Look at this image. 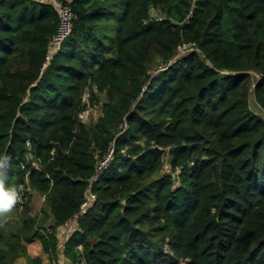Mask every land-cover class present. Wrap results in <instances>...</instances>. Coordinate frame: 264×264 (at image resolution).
<instances>
[{
	"label": "trees",
	"instance_id": "obj_1",
	"mask_svg": "<svg viewBox=\"0 0 264 264\" xmlns=\"http://www.w3.org/2000/svg\"><path fill=\"white\" fill-rule=\"evenodd\" d=\"M61 1L44 65L56 10L0 0V154L25 189L0 264H41L32 239L55 257L74 214L68 264H264V0Z\"/></svg>",
	"mask_w": 264,
	"mask_h": 264
},
{
	"label": "built area",
	"instance_id": "obj_2",
	"mask_svg": "<svg viewBox=\"0 0 264 264\" xmlns=\"http://www.w3.org/2000/svg\"><path fill=\"white\" fill-rule=\"evenodd\" d=\"M37 1H44L49 3L55 10L58 15V21L55 27V30L53 34L51 35L50 41H49V47L48 51L46 54V60L43 63L44 65L47 63V61L55 54L57 50H59L61 43L63 40L68 36V34L71 31V24H72V19L74 18V13L69 5V2H64L61 0H37ZM151 16L154 18L158 19L160 18V15L153 9H151L150 12ZM185 47H179L178 49L182 51ZM110 152L102 159L99 161L97 165V171L96 174L103 169L109 159ZM20 191H24L25 189L20 186L19 187ZM94 196L90 193V191H87V197L85 200H83L81 204V212L88 206L91 200H93ZM22 201L18 203L19 206H21ZM77 215L74 214L69 221L66 223V232L64 234L63 242L67 239L68 235L74 230L78 229L77 225ZM63 249V248H62ZM55 264H67L66 260L64 259L63 256H59L55 262Z\"/></svg>",
	"mask_w": 264,
	"mask_h": 264
},
{
	"label": "clouds",
	"instance_id": "obj_3",
	"mask_svg": "<svg viewBox=\"0 0 264 264\" xmlns=\"http://www.w3.org/2000/svg\"><path fill=\"white\" fill-rule=\"evenodd\" d=\"M12 157L0 154V227H4L12 217L17 204L21 201L20 189L9 183L8 171L11 168Z\"/></svg>",
	"mask_w": 264,
	"mask_h": 264
},
{
	"label": "crops",
	"instance_id": "obj_4",
	"mask_svg": "<svg viewBox=\"0 0 264 264\" xmlns=\"http://www.w3.org/2000/svg\"><path fill=\"white\" fill-rule=\"evenodd\" d=\"M66 230V224L62 226L58 233L57 238V247H56V256L50 257V255L47 252H44L42 243L39 239H32L29 242L26 243V253L30 257H39L41 260V264H55L57 258L61 255L66 260V263L68 264V260L65 258V256L62 253L63 248V238ZM15 264H25L24 258L20 257L15 261Z\"/></svg>",
	"mask_w": 264,
	"mask_h": 264
},
{
	"label": "rangeland",
	"instance_id": "obj_5",
	"mask_svg": "<svg viewBox=\"0 0 264 264\" xmlns=\"http://www.w3.org/2000/svg\"><path fill=\"white\" fill-rule=\"evenodd\" d=\"M184 49H182V51ZM248 101H249L250 109L254 111L255 113L264 117V109L259 108L258 104L254 101L251 95L249 96ZM100 111H101V108L99 104H97L96 106H89L82 113L83 121L87 123L95 121L98 115L100 114ZM165 169L166 168H163V172H166ZM41 202H42V198L39 197L38 195H34L32 197V201H31V213L32 214H35L39 210Z\"/></svg>",
	"mask_w": 264,
	"mask_h": 264
}]
</instances>
